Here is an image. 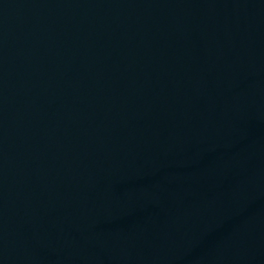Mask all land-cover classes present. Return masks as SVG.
I'll return each mask as SVG.
<instances>
[{
  "label": "water",
  "instance_id": "water-1",
  "mask_svg": "<svg viewBox=\"0 0 264 264\" xmlns=\"http://www.w3.org/2000/svg\"><path fill=\"white\" fill-rule=\"evenodd\" d=\"M0 264H264V0H0Z\"/></svg>",
  "mask_w": 264,
  "mask_h": 264
}]
</instances>
